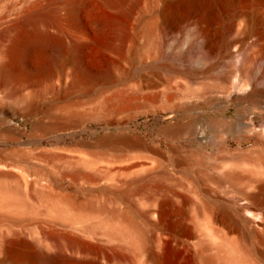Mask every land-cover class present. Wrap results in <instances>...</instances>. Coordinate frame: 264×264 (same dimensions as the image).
<instances>
[{
    "label": "bare ground",
    "instance_id": "bare-ground-1",
    "mask_svg": "<svg viewBox=\"0 0 264 264\" xmlns=\"http://www.w3.org/2000/svg\"><path fill=\"white\" fill-rule=\"evenodd\" d=\"M7 1L0 0V6ZM23 1L0 18V84L7 88L5 98L21 104L13 110L0 107V143L14 139L23 145L0 150V264H264V178L259 175L260 168L251 174L235 168L211 174L194 168L191 157L166 160L159 150H149L140 139L108 133L104 137L107 141L120 143L111 145L110 152L136 155L142 160L121 169V176L111 178V184L87 189L98 185L97 154L89 148L70 155L42 147L48 136L71 124L76 111L72 106H62L49 110L44 116L47 121L32 118L39 111L42 89H22L51 82L50 76L57 82L48 88L60 94L66 87L78 88L88 78L78 51L83 43L91 42V35L80 27L79 0ZM140 1L98 0L105 10H122L128 17ZM228 2L151 0L154 12L142 19L136 30L128 25L131 19L127 24L96 19L93 25L97 32L112 29L129 39L135 37L134 29L136 36L144 38L145 45L152 44L153 52L160 56L161 43L155 37L174 30L180 10L191 7L205 12L206 18L196 28L204 55L220 38L205 22ZM248 3L251 8L245 13L242 30L245 37L255 38L257 52L252 58H244L240 66L244 74L259 61L264 64V0ZM41 47L57 50L58 57L46 72H35L29 55ZM141 51L142 46H134L131 58ZM246 74L239 77L235 98L263 103L264 74L258 80ZM220 84L204 83L202 92ZM119 95L100 101L99 110L113 111ZM220 123L233 132L239 126L252 130L241 121ZM184 129L186 126L177 124L167 127L166 132L177 136ZM198 130L192 126L187 132L194 138ZM25 136L29 139L23 140ZM262 157L264 153L255 161ZM204 159L200 154L198 161ZM246 188L253 191L248 193ZM233 191L238 194L228 199ZM244 199L248 201L242 202Z\"/></svg>",
    "mask_w": 264,
    "mask_h": 264
},
{
    "label": "rangeland",
    "instance_id": "rangeland-1",
    "mask_svg": "<svg viewBox=\"0 0 264 264\" xmlns=\"http://www.w3.org/2000/svg\"><path fill=\"white\" fill-rule=\"evenodd\" d=\"M21 2L23 4L24 1L5 2L0 6V18ZM79 2L80 27L91 35V42L83 43L78 51V60L88 78L78 88L66 87L62 94L48 88L57 82L54 76H50L52 83L41 81L32 86L25 85L22 89L23 92L42 89L39 111L32 118L47 121L44 118L47 112L62 106H72L76 111L71 124L64 131L48 136L42 147L70 155L89 148L97 154L98 185L87 186V189L111 184L114 177L121 176V169L142 160L136 155L122 156L119 152H110L111 145L120 143L107 141L104 137L108 133L127 134L132 139H140L149 150H159L166 160L191 157L195 162L194 168L201 167L211 174L230 168L251 174L260 168L259 175L264 178V158L255 161L264 153V102L235 98L239 93V77L246 74L240 66L244 58H252L257 52L253 42L255 38L245 37L242 30L245 13L251 8L248 0H229L220 5L219 12L212 14L210 20H206L208 30L220 34L215 48L207 51L208 56L207 52L203 55L201 51V37L196 29L206 18L205 12L191 7L181 9L175 29H169L165 36L155 37L162 48V54L158 56L153 52L152 44L145 45L144 38L137 37L135 31L142 19L152 16L154 6L151 0H141L130 17L122 10H105L98 0ZM96 19H117L124 24L131 19L128 25L134 27L132 33L135 37L129 39L112 29L97 32L93 25ZM136 45L142 46V51L132 59L130 55ZM30 52V66L35 72H46L58 57L57 50L50 47ZM162 64L170 67H162ZM263 74L264 64L259 61L246 75H250L251 80H258ZM109 78L112 81L108 82ZM211 81L222 84L203 93L202 85ZM261 82L264 85V80ZM6 89L0 84V107L7 110L20 107V102L4 97ZM116 93L121 94L114 100L116 108L100 111V101ZM220 120L241 121L252 130L244 126L236 128V132L225 130ZM177 124L186 126V129L177 136L169 135L167 127ZM192 126L199 127L194 138L187 132ZM27 129L30 134V124ZM71 133L76 135L73 137ZM28 139V136L23 138ZM22 147L14 139L0 143L3 152ZM200 154L205 158L201 163L198 161ZM116 168L119 171H115ZM246 190L248 193L253 191L252 188ZM235 194L238 193L230 192L228 199Z\"/></svg>",
    "mask_w": 264,
    "mask_h": 264
}]
</instances>
